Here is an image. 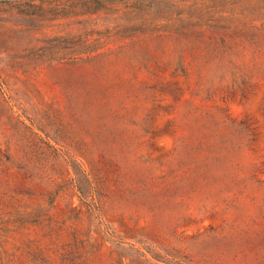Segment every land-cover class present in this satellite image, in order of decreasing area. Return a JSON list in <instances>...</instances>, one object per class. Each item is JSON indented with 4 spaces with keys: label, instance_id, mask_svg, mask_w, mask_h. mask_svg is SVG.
Listing matches in <instances>:
<instances>
[{
    "label": "rangeland",
    "instance_id": "374dc122",
    "mask_svg": "<svg viewBox=\"0 0 264 264\" xmlns=\"http://www.w3.org/2000/svg\"><path fill=\"white\" fill-rule=\"evenodd\" d=\"M0 264H264V0H0Z\"/></svg>",
    "mask_w": 264,
    "mask_h": 264
}]
</instances>
